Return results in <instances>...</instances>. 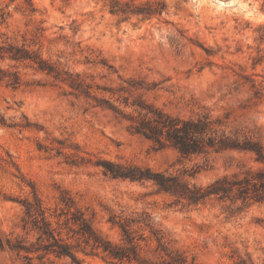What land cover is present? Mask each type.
<instances>
[{"label": "rangeland", "instance_id": "374dc122", "mask_svg": "<svg viewBox=\"0 0 264 264\" xmlns=\"http://www.w3.org/2000/svg\"><path fill=\"white\" fill-rule=\"evenodd\" d=\"M10 47L33 60L0 59V264H113L68 234V210L113 243V222L149 215L189 264H264V201L234 192L192 204L104 171L133 165L205 187L264 167L251 152L181 157L131 129L137 105L208 112L264 149V0H0V53ZM27 202L75 261L38 242Z\"/></svg>", "mask_w": 264, "mask_h": 264}, {"label": "trees", "instance_id": "16d2710c", "mask_svg": "<svg viewBox=\"0 0 264 264\" xmlns=\"http://www.w3.org/2000/svg\"><path fill=\"white\" fill-rule=\"evenodd\" d=\"M5 57L15 62L33 60L27 50L21 47H10L6 54L0 53V59ZM37 64L41 70L48 69L49 73L52 71L46 68L49 66H45L43 60H39ZM18 83V76H14L11 84ZM136 107L138 117L131 125V129L150 141L156 149L171 146L181 157L186 158L209 152H251L255 161L264 166V149L257 140L246 137L241 140L238 136L227 133L220 119L213 118L208 112L195 118L185 119L172 116L152 106L137 105ZM104 171L113 179L151 181L158 190L192 204H197L209 196L228 198L234 192L243 199L264 201V167L241 179H231L228 176L217 178L205 187L190 186L182 182L178 176L133 165L106 164ZM186 173L185 171L184 175ZM196 173H189L188 176L194 177ZM24 209L32 227L37 231V240L43 243L44 249L56 256L68 257L75 261L73 244L60 236L61 232L52 226L51 218L45 216L44 210L33 209L28 202ZM77 213H69V210L64 212L66 215L64 224L68 234L71 232L72 237L77 235L78 242L82 241L100 250L113 264H189L178 250L171 247L167 235L157 228L149 215L144 214L143 218L130 217L113 222L121 231V242L113 243L99 235L92 228L89 219ZM146 231L148 235L145 234ZM8 243L17 251L24 250L18 241ZM0 247H2L1 242Z\"/></svg>", "mask_w": 264, "mask_h": 264}]
</instances>
